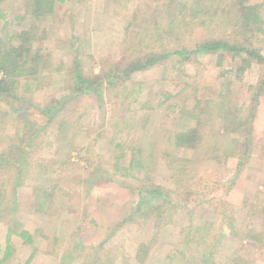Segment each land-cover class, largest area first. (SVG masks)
Here are the masks:
<instances>
[{
    "label": "rangeland",
    "instance_id": "374dc122",
    "mask_svg": "<svg viewBox=\"0 0 264 264\" xmlns=\"http://www.w3.org/2000/svg\"><path fill=\"white\" fill-rule=\"evenodd\" d=\"M26 1L0 5L8 13L0 44L21 43L9 38L27 31L29 57L41 50L36 80L20 79L21 105L0 99V153L30 133L24 160L12 162L16 145L0 164L9 203L0 215L32 239L12 237L5 264H264V71L255 63L239 70L240 58L223 53L129 73L142 54L224 37L219 21L192 13L194 0H64L35 22ZM247 5L264 17V0ZM252 44L264 57V35ZM75 68L111 84L69 99ZM56 104L64 111L47 122L41 111ZM198 121V150L175 147L174 134ZM139 149L146 175L125 179L115 166ZM150 182L168 187L170 202L143 217L131 189ZM6 227L0 221L2 247Z\"/></svg>",
    "mask_w": 264,
    "mask_h": 264
},
{
    "label": "trees",
    "instance_id": "16d2710c",
    "mask_svg": "<svg viewBox=\"0 0 264 264\" xmlns=\"http://www.w3.org/2000/svg\"><path fill=\"white\" fill-rule=\"evenodd\" d=\"M5 0H0L1 3ZM64 0H29L26 1V14L30 16L35 22L41 20L42 17L51 14L55 7L56 3H62ZM206 0H194L192 5L190 6L192 13L197 11L199 12L200 8L202 9L203 15H207L213 17L214 20L217 19L219 21L217 28L225 29V35L222 38H212V39H202L197 41L191 49L185 48H175L173 50L164 51L162 54H157L155 52H149L142 54L135 62L132 61L130 64V74H133L137 71L147 70L170 57H183V56H191V55H215L219 56L223 53L231 55L232 58H240V64L237 69L244 70L246 67H249L252 63H255L260 68V76L264 71V57L260 54L258 49L253 46V41L255 40V36L264 35V17L259 13L258 10L254 6H248V2L250 0H226L224 6L215 5V7L211 6L216 0H208L209 5H205ZM223 2V1H222ZM185 6V5H184ZM224 10V13L220 11ZM206 10V11H204ZM229 13H228V12ZM7 11L0 7V21L5 22L8 17ZM198 14V13H197ZM228 14L230 16H228ZM20 19V18H17ZM5 26V25H4ZM248 35H247V34ZM241 34L243 36H241ZM29 32H23L19 37H10L9 41L13 39H18L21 43H8V45L0 44V72L2 73L0 79V99L8 100L11 102H16L18 105H21L22 99L18 97V85L20 84V79L25 78L27 80H36L39 68V63L41 60L40 52L38 49L33 57H29L30 47H29ZM41 69L39 70L42 72ZM261 70H263L261 72ZM73 74V83L71 87L72 95L69 96V99H76L81 94H85L86 92H98V89L104 88L103 85L111 84V79L109 77H103L101 79L98 75H94L91 78L86 75H82V71L78 68H75L74 71L71 72ZM124 74L129 75L127 72H123ZM98 76V77H97ZM264 76V75H263ZM259 77L258 83L259 87H264V77ZM72 78V79H73ZM71 79V80H72ZM140 92L138 89L137 93ZM20 101V102H18ZM142 100L140 99V105H142ZM59 102H57L58 104ZM56 104V105H57ZM63 109V104H59L56 107L50 109V107L44 108L41 112L44 116H48L47 122H51L52 119L58 115ZM21 111V110H20ZM13 114V120L16 123L24 122L28 125V121L23 118L21 114L17 111L11 110ZM61 116L62 118V115ZM226 118V117H225ZM227 119V118H226ZM61 120V119H60ZM59 120V121H60ZM60 128H62V122H59ZM199 124V125H198ZM198 126H195L192 129L181 130L174 134L173 144L177 148H186L189 150H198L199 146L203 144V137L199 134V126L202 122L198 121ZM240 124V123H239ZM241 125V124H240ZM28 134H23V136L18 139L17 136L13 137V140L10 141L12 143L9 145V149L3 153H0V164L2 159L4 160L7 155H11L17 151L16 145L20 147L24 146L25 142L29 138ZM26 146V145H25ZM30 146V145H28ZM122 143L118 144L117 147H121ZM8 153L6 154V152ZM24 148L22 147L21 153L19 156L12 158V162L19 161L21 157L22 160L24 154L22 153ZM6 154V155H5ZM144 151L139 149L135 155H130L129 161L127 164L120 166H115L116 172L122 171V177L130 178L133 176V172L136 170H142L143 174L146 175L147 172V160L144 156ZM124 155V153H123ZM25 157V156H24ZM183 162V161H182ZM187 163L186 161H184ZM2 167V166H0ZM174 167H170V170L174 173L177 172ZM177 169V168H176ZM169 170V171H170ZM141 181V180H139ZM148 182V181H147ZM150 185V186H149ZM144 185L140 184L135 187V189H131V193L134 195V198L137 199V208L135 209V213H140V216H147L148 214L156 213L159 209L167 202H170L168 199V193H170L168 187L161 186L159 183H149ZM19 185L15 184L14 187L17 188ZM128 186V185H126ZM130 187V186H129ZM164 202L161 207H156L155 204H159L158 202ZM160 202V203H161ZM169 204V203H168ZM9 203L7 202L6 194L4 190L0 189V212L8 208ZM40 206L44 207V203L40 204ZM145 206V208L143 207ZM5 208V209H4ZM41 208V207H40ZM141 212L143 214H141ZM6 215H0V221L4 223L7 227L6 235H5V243L2 247L0 245V264H5L12 255V247L10 245V240L12 237H17L25 241L27 244H31L32 239L31 235L20 228V225L13 220H6ZM252 232V231H251ZM249 236V235H248ZM254 233L250 234L249 238H253ZM69 257V256H68ZM206 259V256L204 257ZM67 259L66 257L61 260L60 264L63 263ZM28 264V261L25 262ZM211 264H216L215 262H211ZM228 264H235L230 261Z\"/></svg>",
    "mask_w": 264,
    "mask_h": 264
}]
</instances>
